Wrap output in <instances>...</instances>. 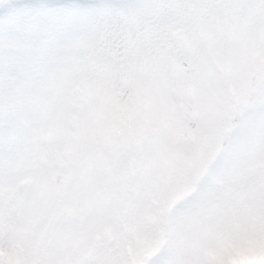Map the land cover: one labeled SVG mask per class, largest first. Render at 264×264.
I'll list each match as a JSON object with an SVG mask.
<instances>
[{
  "label": "snow or ice",
  "instance_id": "snow-or-ice-1",
  "mask_svg": "<svg viewBox=\"0 0 264 264\" xmlns=\"http://www.w3.org/2000/svg\"><path fill=\"white\" fill-rule=\"evenodd\" d=\"M251 113L255 182L243 195L264 222V0H0V140L22 159L34 147L39 159L86 150L98 130L131 122L162 155L185 145L182 161L207 165ZM68 117L78 139L60 146ZM3 176L0 199L11 203ZM30 179L37 190L60 187L38 165ZM30 264L60 262L38 254ZM213 264H264V230Z\"/></svg>",
  "mask_w": 264,
  "mask_h": 264
},
{
  "label": "rangeland",
  "instance_id": "rangeland-1",
  "mask_svg": "<svg viewBox=\"0 0 264 264\" xmlns=\"http://www.w3.org/2000/svg\"><path fill=\"white\" fill-rule=\"evenodd\" d=\"M258 119L251 113L246 128L234 123L231 143L207 165L182 161L185 145L162 155L131 122L98 130L86 150L53 151L46 159L35 147L22 159L15 142L0 140L3 183L15 192L11 203L7 193L0 199V259L30 264L39 254L60 264H213L234 241L264 230L257 202L243 195L255 182ZM78 133L68 117L56 143L71 146ZM37 165L55 177L54 194L31 181Z\"/></svg>",
  "mask_w": 264,
  "mask_h": 264
}]
</instances>
